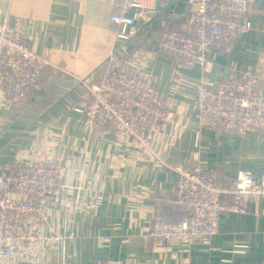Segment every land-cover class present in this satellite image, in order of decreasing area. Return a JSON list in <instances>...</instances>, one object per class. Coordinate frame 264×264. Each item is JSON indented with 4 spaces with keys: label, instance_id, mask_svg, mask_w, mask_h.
<instances>
[{
    "label": "crops",
    "instance_id": "0c3cea01",
    "mask_svg": "<svg viewBox=\"0 0 264 264\" xmlns=\"http://www.w3.org/2000/svg\"><path fill=\"white\" fill-rule=\"evenodd\" d=\"M256 1L261 12L249 16L251 28L206 49L204 68L158 49L164 31L187 22L194 8L187 0L149 2L126 42L110 21V0H0V24L6 18L48 61L23 102L0 93V174L22 154L47 156L63 172V191L46 200L45 233L64 239L42 251L38 264H264V199L222 214L208 244L175 240L156 248L148 237L156 214L181 215L168 205L175 166L197 165L226 184L241 170L264 173V133L215 132L195 97L199 82L216 85L248 65L264 74V0ZM110 58L149 81L172 114L154 129L152 150L132 138L123 144L112 127L86 131L84 114L72 108L82 81L98 80ZM259 90L264 97V82Z\"/></svg>",
    "mask_w": 264,
    "mask_h": 264
},
{
    "label": "built area",
    "instance_id": "2783aa9c",
    "mask_svg": "<svg viewBox=\"0 0 264 264\" xmlns=\"http://www.w3.org/2000/svg\"><path fill=\"white\" fill-rule=\"evenodd\" d=\"M154 1L110 0V21L117 28L118 39H131L137 32L140 10ZM187 1L194 7L187 22L164 31L158 49L204 68L209 66L206 49L247 32L251 28L249 16L261 12L256 0ZM47 65L43 54L29 50L9 30L5 18L0 24V93L23 102ZM263 82L264 74L252 65L216 85L199 82L195 90L198 115L215 132L264 133V97L259 90ZM82 86L83 93L72 108L84 114V129L90 133L112 127L123 144L132 138L142 149L152 150L157 124L172 119L154 86L134 75L125 62L108 59L100 78L84 80ZM17 160L10 171L0 174V264H38L42 251L64 239L45 233L49 216L46 200L63 191V172L47 156L29 160L22 154ZM173 170L175 191L168 205L181 215L154 216L148 237L156 248L175 240L208 244L218 232L222 214L243 212L244 202L264 199V173L256 176L241 170L226 184L215 175L204 174L197 165H177Z\"/></svg>",
    "mask_w": 264,
    "mask_h": 264
}]
</instances>
